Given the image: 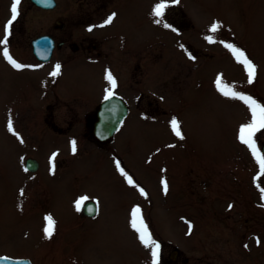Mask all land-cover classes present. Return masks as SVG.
I'll return each instance as SVG.
<instances>
[{
    "label": "rangeland",
    "instance_id": "374dc122",
    "mask_svg": "<svg viewBox=\"0 0 264 264\" xmlns=\"http://www.w3.org/2000/svg\"><path fill=\"white\" fill-rule=\"evenodd\" d=\"M137 2L151 10L173 0ZM175 2L188 18L180 23V33L165 27L163 16L159 28L150 19L144 29L150 56L160 31V63L151 66L148 83V97L159 106L137 107L131 102L135 91H119L130 102L129 113L109 144L89 138L84 113L94 108L77 94L68 98L76 112L53 106L51 120L62 131L47 128L38 116L32 119L39 92L19 88L18 73L0 61V254L29 256L34 264H153V246H145L131 226L138 207L160 245L157 264H264V173L239 139L252 113L243 101L224 96L216 83L220 77L221 86L264 105V0ZM7 16L0 6V19ZM213 23L219 25L215 33ZM127 25L136 28L130 21ZM226 44L243 50L256 66L252 83ZM186 45L208 51L207 60L196 66L184 59ZM179 117L183 138L171 126ZM254 139L264 154V129ZM27 156L40 162L34 173L26 171ZM81 197L98 201L95 217L77 211ZM49 215L50 238L44 232ZM175 246L178 259H169Z\"/></svg>",
    "mask_w": 264,
    "mask_h": 264
},
{
    "label": "flooded vegetation",
    "instance_id": "af4514ba",
    "mask_svg": "<svg viewBox=\"0 0 264 264\" xmlns=\"http://www.w3.org/2000/svg\"><path fill=\"white\" fill-rule=\"evenodd\" d=\"M69 1L56 0L53 6H42L32 0H21L18 6L19 15L8 32L7 45L0 44V61L6 68L12 66L3 55L6 46L9 55L24 65L19 69L13 67V71L19 75L18 86L39 92L34 99L36 109L31 117L37 119L38 116V120L49 129L52 127L62 131L64 128L62 126L60 129L57 124H53V106L62 104L69 106L72 113L76 112L68 100L69 95L77 94L75 98L79 97L81 102L93 106L94 109L84 113V122L89 138L96 142L92 135V125L108 92L122 96L128 106L129 100L118 93L119 91H135L131 102L137 107L151 109L159 106L158 101L148 97V83L151 66L160 63V22H156L160 21V17L154 14V8L149 10L148 5L137 0H77V3ZM12 3L13 0H0L1 8L4 12L5 8L8 11V16L0 19V40H3L5 25L11 19ZM173 5L174 10L165 9L163 17L169 26L180 30V23L186 22V19L182 9L175 7L176 4ZM109 16H113L112 22L105 23ZM150 19L158 27V48L151 56L149 47H152V44L149 42L147 31L144 30L145 26L146 29L149 27ZM129 21L136 27L135 30L131 25L128 27ZM178 54L180 56L176 60L177 73L182 57L180 52ZM185 54L187 57L184 59L195 60L193 63L196 66L201 65V58L208 57V52L203 50L192 49ZM57 64L60 65L59 74L52 75ZM108 72H111L116 80L115 88L106 79ZM1 76L0 85L3 83ZM179 95L180 93H176V98ZM30 99L33 100V97ZM175 116H178L177 113ZM36 129L43 131L40 125ZM40 134L43 135L42 132ZM30 157L33 156L25 158L24 165L26 171L34 173L39 169L40 162L36 169L31 170L27 166ZM257 208L259 209V206Z\"/></svg>",
    "mask_w": 264,
    "mask_h": 264
},
{
    "label": "snow or ice",
    "instance_id": "6c2138e0",
    "mask_svg": "<svg viewBox=\"0 0 264 264\" xmlns=\"http://www.w3.org/2000/svg\"><path fill=\"white\" fill-rule=\"evenodd\" d=\"M173 2H175V0H173ZM20 4H21V0H13V3L11 5V19L5 25V35H4L3 40H0V44L7 45L8 32H9V29L11 28V26L13 24V21H15L17 19V16L19 15L18 6ZM167 6L168 5L166 3H163V2L157 4L154 8V14L157 17H162L164 14V10ZM114 15L115 14H113V16ZM113 16H109L108 19L105 21V23H111ZM156 22L159 23L160 21L157 20ZM165 27H169V25H165ZM218 28H219V25L217 23H213V25L211 26V31L213 33H215V32H217ZM89 30H91V29H89ZM206 39H208V41L210 43L214 42L213 38L211 36L207 37ZM225 47L229 48L232 51V53L234 54L237 61L242 63L245 66L246 71L248 73V82L252 83L253 80L255 79L256 66L245 55L244 51L237 48L235 45L226 44ZM3 55L8 60V62L10 64H12V66L14 68L19 69V68L24 67V65L19 64L17 61H15L9 55V52H8V49L6 46L3 49ZM59 70H60V65L57 64L55 67V71L52 73V75L59 74ZM106 79L111 83V86L113 88H115L116 80L113 77L111 72H108L106 74ZM216 83H217L218 89L222 92V94L224 96L231 97L234 99H239L249 106L251 113H252V121L249 124L241 126L239 139L241 140L242 143L246 144L251 149L253 155L258 160V163H259L260 168H261V172L264 173V154H261L258 152L257 144H256V141L254 139L255 133L261 129H264V105L257 103V101L255 99H253L251 96H247L243 93L237 92L233 88H231L227 85L221 86L220 77H217ZM111 96H112V92H108V94L105 96V99L107 100ZM171 126H172V129L175 132V134L177 136H181V132H180V128H179V122L177 121L176 118H173L171 120ZM8 129H9V131H13L11 120L8 123ZM181 138H183V137L181 136ZM71 144H72V151L75 153L76 142L72 141ZM54 157H55V153L53 154V158ZM117 166L119 167V164H117ZM121 172L123 174L122 169H121ZM128 182L132 183L131 178L128 179ZM162 183H163V190L165 193H167L168 184L166 181H163ZM140 191H141V194H144L143 189H140ZM21 194H23V193H21ZM261 194H262L261 198H262V200H264V189H261ZM87 199H88V197H81L80 199H78L76 201L77 211L81 210V204L83 203V201H85ZM229 207H231V205H229ZM89 211H91V209H89ZM45 219L48 222V226L45 227L44 232H45L46 236L50 238L52 236V233H53L54 222H53V219L50 215L46 216ZM131 226L139 233V239L145 246H149V245L153 246L152 247L153 264H157V257H158L160 245L152 239L151 233L148 231V228H147L146 224L144 223L143 218L140 216V209L138 207L135 208L132 212ZM189 230L191 231V225H189ZM258 243H259V241H258ZM245 247H247V246L245 245ZM5 259H7V258H5Z\"/></svg>",
    "mask_w": 264,
    "mask_h": 264
},
{
    "label": "water",
    "instance_id": "95a60500",
    "mask_svg": "<svg viewBox=\"0 0 264 264\" xmlns=\"http://www.w3.org/2000/svg\"><path fill=\"white\" fill-rule=\"evenodd\" d=\"M42 6H53L55 0H33ZM127 113V106L124 100L119 96H111L104 100L98 110V117L94 121L93 135L99 141H107L112 138L114 131L120 126L124 116ZM264 152V142L262 144ZM28 166L36 169L38 162L35 159H28ZM91 209V211H89ZM97 203L94 200H87L83 204V214L94 215L97 212ZM179 249L172 250L170 256L173 259L177 258ZM7 258V259H5ZM0 264H32L29 258H13L0 255Z\"/></svg>",
    "mask_w": 264,
    "mask_h": 264
}]
</instances>
